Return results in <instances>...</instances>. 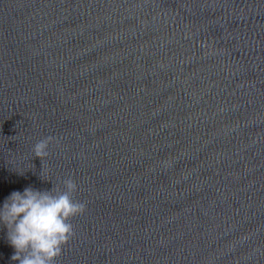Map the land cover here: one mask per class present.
I'll use <instances>...</instances> for the list:
<instances>
[{
	"label": "water",
	"instance_id": "obj_1",
	"mask_svg": "<svg viewBox=\"0 0 264 264\" xmlns=\"http://www.w3.org/2000/svg\"><path fill=\"white\" fill-rule=\"evenodd\" d=\"M75 198L86 210L55 264H264V14Z\"/></svg>",
	"mask_w": 264,
	"mask_h": 264
},
{
	"label": "clouds",
	"instance_id": "obj_2",
	"mask_svg": "<svg viewBox=\"0 0 264 264\" xmlns=\"http://www.w3.org/2000/svg\"><path fill=\"white\" fill-rule=\"evenodd\" d=\"M53 137H45L34 147V156L41 161L49 154ZM62 187L38 190L31 186L23 192L13 191L0 207V224L7 229V238L15 249L12 261L18 264H55L64 247L75 235L71 220L82 215L86 204L75 198L76 181L69 177Z\"/></svg>",
	"mask_w": 264,
	"mask_h": 264
}]
</instances>
